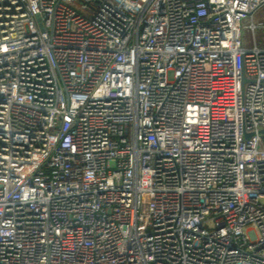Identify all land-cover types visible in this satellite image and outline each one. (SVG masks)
Segmentation results:
<instances>
[{
  "label": "built area",
  "instance_id": "built-area-1",
  "mask_svg": "<svg viewBox=\"0 0 264 264\" xmlns=\"http://www.w3.org/2000/svg\"><path fill=\"white\" fill-rule=\"evenodd\" d=\"M263 7L0 0V264H264Z\"/></svg>",
  "mask_w": 264,
  "mask_h": 264
},
{
  "label": "rangeland",
  "instance_id": "rangeland-1",
  "mask_svg": "<svg viewBox=\"0 0 264 264\" xmlns=\"http://www.w3.org/2000/svg\"><path fill=\"white\" fill-rule=\"evenodd\" d=\"M254 23L259 25L260 22H264V7L261 8L253 17ZM255 37L258 45L264 44V27H258L255 31ZM242 43L243 46L251 48L254 46V36L252 30L243 27L242 29Z\"/></svg>",
  "mask_w": 264,
  "mask_h": 264
}]
</instances>
